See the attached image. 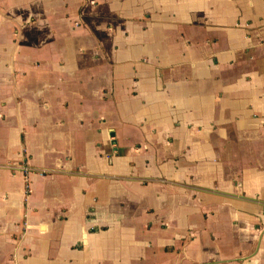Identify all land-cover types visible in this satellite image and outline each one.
Instances as JSON below:
<instances>
[{"label": "crops", "instance_id": "1", "mask_svg": "<svg viewBox=\"0 0 264 264\" xmlns=\"http://www.w3.org/2000/svg\"><path fill=\"white\" fill-rule=\"evenodd\" d=\"M0 264H264V0H0Z\"/></svg>", "mask_w": 264, "mask_h": 264}]
</instances>
